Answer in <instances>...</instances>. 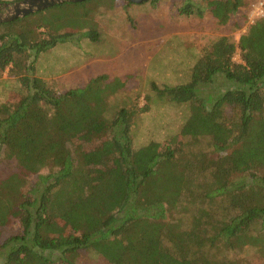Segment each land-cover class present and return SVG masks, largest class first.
Instances as JSON below:
<instances>
[{"label":"trees","instance_id":"obj_1","mask_svg":"<svg viewBox=\"0 0 264 264\" xmlns=\"http://www.w3.org/2000/svg\"><path fill=\"white\" fill-rule=\"evenodd\" d=\"M205 2L182 0L179 14L227 26L244 5ZM92 3L0 22V76L11 66L22 86L0 105V162L21 170L0 182V228L11 218L21 227L0 264H77L83 250L109 264H246L249 251L264 262V17L238 42L215 40L189 82L153 85L190 115L180 136L136 147L133 120L150 108L136 100L112 111L121 79L99 75L63 93L36 76L41 54L59 43L102 41ZM207 140L211 149L190 150ZM28 174L38 181L28 186Z\"/></svg>","mask_w":264,"mask_h":264},{"label":"rangeland","instance_id":"obj_2","mask_svg":"<svg viewBox=\"0 0 264 264\" xmlns=\"http://www.w3.org/2000/svg\"><path fill=\"white\" fill-rule=\"evenodd\" d=\"M19 1L6 0L5 3ZM91 1V6H96V10L93 9L96 13L92 16L102 41L91 43L76 36L72 41L59 43L41 54L36 76L63 93L84 87L91 78L99 75H107L111 81L121 79L125 89L110 100L111 110L129 106L136 100L140 108L146 105L150 108L133 120L132 136L136 147L151 141L166 144L180 136V127L190 115L187 104H169L159 100L153 85L163 89L189 82L193 65L215 40L228 37L238 42L255 21L264 17V0H244L243 7L227 26L218 25L210 15L204 19L181 16L179 6L182 0H157L155 5L148 1L126 9L123 8V0H116L114 5H109L108 0L87 2ZM195 2L206 3L205 0ZM68 7L69 4L64 6ZM57 9L58 4L46 10L55 12ZM41 31L46 32V29ZM234 61H242L240 52L235 54ZM11 69L8 67L0 76V105L16 100L22 88ZM228 112L232 114L230 110ZM179 140L188 147L187 139L180 137ZM189 148L193 151L208 150L211 149L210 141ZM14 173H21L17 164L1 160L0 182ZM38 177L28 174V186L35 184ZM57 224L55 230L58 234H69L65 223ZM20 230L18 219L11 218L6 226L0 228V247L7 239L18 235ZM235 256L237 258L238 254ZM242 256L246 258V264H264L253 251ZM76 259L77 264H109L102 256L86 250L81 251Z\"/></svg>","mask_w":264,"mask_h":264},{"label":"water","instance_id":"obj_3","mask_svg":"<svg viewBox=\"0 0 264 264\" xmlns=\"http://www.w3.org/2000/svg\"><path fill=\"white\" fill-rule=\"evenodd\" d=\"M89 0H24L21 3H15V4H9L5 3V5L0 4V9H6V14L0 13V22H8L12 21L14 19L24 17L26 15L44 11L49 7L55 6V5H61L66 2L71 3H80L85 2ZM131 3L134 4H143L150 0H128Z\"/></svg>","mask_w":264,"mask_h":264},{"label":"flooded vegetation","instance_id":"obj_4","mask_svg":"<svg viewBox=\"0 0 264 264\" xmlns=\"http://www.w3.org/2000/svg\"><path fill=\"white\" fill-rule=\"evenodd\" d=\"M23 1H24V0H21V1H19V2H16V4H17V3H21V2H23ZM6 4H7V3H6ZM2 5H5V2L2 3ZM3 12H5V13L8 12V11H7V8H6V9H0V13H3Z\"/></svg>","mask_w":264,"mask_h":264}]
</instances>
